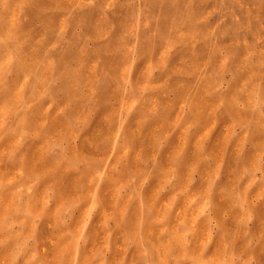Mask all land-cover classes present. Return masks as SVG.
Wrapping results in <instances>:
<instances>
[{
    "label": "rangeland",
    "instance_id": "rangeland-1",
    "mask_svg": "<svg viewBox=\"0 0 264 264\" xmlns=\"http://www.w3.org/2000/svg\"><path fill=\"white\" fill-rule=\"evenodd\" d=\"M0 264H264V0H0Z\"/></svg>",
    "mask_w": 264,
    "mask_h": 264
}]
</instances>
